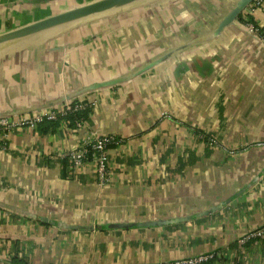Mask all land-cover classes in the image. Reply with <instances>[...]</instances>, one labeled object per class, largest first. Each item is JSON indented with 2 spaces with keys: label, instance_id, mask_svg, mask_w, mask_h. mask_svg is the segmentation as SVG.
I'll list each match as a JSON object with an SVG mask.
<instances>
[{
  "label": "crops",
  "instance_id": "0c3cea01",
  "mask_svg": "<svg viewBox=\"0 0 264 264\" xmlns=\"http://www.w3.org/2000/svg\"><path fill=\"white\" fill-rule=\"evenodd\" d=\"M94 1L0 0V38ZM235 1L137 0L0 42V115L89 102L82 128L0 139V264H264V43L216 32ZM242 14L264 27V0ZM90 132L117 139L105 181L65 165Z\"/></svg>",
  "mask_w": 264,
  "mask_h": 264
},
{
  "label": "built area",
  "instance_id": "2783aa9c",
  "mask_svg": "<svg viewBox=\"0 0 264 264\" xmlns=\"http://www.w3.org/2000/svg\"><path fill=\"white\" fill-rule=\"evenodd\" d=\"M261 0H254L251 4L258 6ZM250 4V5H251ZM249 5V6H250ZM250 33L257 36L264 43V29L254 26L251 23L244 24ZM89 109V102L85 100H66L60 106L48 109H38L33 113H22L15 115H0V139L2 140L14 129L29 128L37 129L44 121L71 124L76 128H82L85 124L81 114ZM72 114L74 119L70 122ZM117 139L113 135H102L96 132H90L83 143L69 151L65 157L73 170H80L90 159L95 161L100 181L107 180L106 156L111 145H114ZM257 235L264 236V225L260 227ZM214 258L213 253L199 254L194 257L179 258L170 261H162L155 264H203Z\"/></svg>",
  "mask_w": 264,
  "mask_h": 264
},
{
  "label": "water",
  "instance_id": "95a60500",
  "mask_svg": "<svg viewBox=\"0 0 264 264\" xmlns=\"http://www.w3.org/2000/svg\"><path fill=\"white\" fill-rule=\"evenodd\" d=\"M254 0H236L233 8L223 17L219 23L216 32L222 31L226 26L231 24L237 17L253 2ZM137 0H97L87 3L45 18L34 21L28 25L10 32L8 35L0 38V42L13 40L16 38L28 37L33 34L42 32L46 29L59 27L65 24L73 23L85 18L103 14L109 10H114L117 7L133 4ZM148 68V66H147ZM117 80H112L99 86H106L117 83ZM98 86V87H99Z\"/></svg>",
  "mask_w": 264,
  "mask_h": 264
},
{
  "label": "trees",
  "instance_id": "16d2710c",
  "mask_svg": "<svg viewBox=\"0 0 264 264\" xmlns=\"http://www.w3.org/2000/svg\"><path fill=\"white\" fill-rule=\"evenodd\" d=\"M237 19H238L241 23H243V24L251 23V24H253V25L256 26V27H259V28H261V29H264V27L259 26V25L253 20V18H252L251 16L247 15V14H242V13H241V14L237 17ZM87 112H88V111H85V112H83V113L81 114V116H82L84 119H85V117H86ZM74 116H75V114H72V116L69 117V119H71L70 122L74 119V118H73ZM56 122H60V121H56ZM71 125H73L72 122H71ZM65 165H69V162H68L67 159L65 160Z\"/></svg>",
  "mask_w": 264,
  "mask_h": 264
},
{
  "label": "rangeland",
  "instance_id": "374dc122",
  "mask_svg": "<svg viewBox=\"0 0 264 264\" xmlns=\"http://www.w3.org/2000/svg\"><path fill=\"white\" fill-rule=\"evenodd\" d=\"M96 18H98V17H96ZM96 18H95V16H92L91 18H86L85 20H80L79 22H80V24H81V23H85V22L89 21V19H96ZM246 30L249 31L247 28H246ZM249 32H250V31H249ZM251 34H252V33H251ZM166 114H167V113H166Z\"/></svg>",
  "mask_w": 264,
  "mask_h": 264
}]
</instances>
